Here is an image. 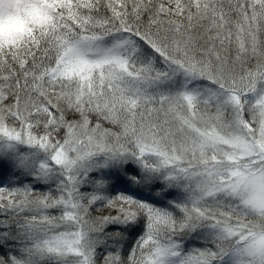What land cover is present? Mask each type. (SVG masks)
Here are the masks:
<instances>
[{
  "label": "snow or ice",
  "instance_id": "obj_1",
  "mask_svg": "<svg viewBox=\"0 0 264 264\" xmlns=\"http://www.w3.org/2000/svg\"><path fill=\"white\" fill-rule=\"evenodd\" d=\"M0 264H264V0H0Z\"/></svg>",
  "mask_w": 264,
  "mask_h": 264
}]
</instances>
